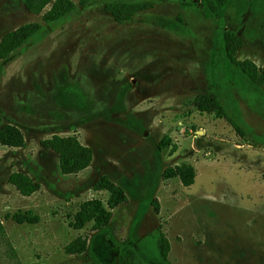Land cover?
<instances>
[{
    "label": "rangeland",
    "instance_id": "obj_1",
    "mask_svg": "<svg viewBox=\"0 0 264 264\" xmlns=\"http://www.w3.org/2000/svg\"><path fill=\"white\" fill-rule=\"evenodd\" d=\"M72 1V12L45 24L21 0H0V37L26 23L41 25L0 60V116L24 140L21 148L0 145V224L21 264H115L124 246L161 264L158 226L171 264H264V88L237 74V85L222 89L214 67L226 28L242 38L237 58L264 68V0H229L209 20L201 2L182 9L174 0H153V8L121 22L101 0ZM207 92L241 134L193 107L194 97ZM53 134L75 135L91 148L90 166L61 175L57 156L39 146ZM182 164L194 170L192 185L162 179L165 169ZM14 171L39 190L20 196L6 181ZM101 176L123 189L126 203L100 231L91 223L74 229L84 201L105 204L107 193L92 190ZM17 210H32L39 221L5 217ZM76 236L87 237L85 251L65 254ZM4 249L0 236V264H9Z\"/></svg>",
    "mask_w": 264,
    "mask_h": 264
},
{
    "label": "trees",
    "instance_id": "obj_2",
    "mask_svg": "<svg viewBox=\"0 0 264 264\" xmlns=\"http://www.w3.org/2000/svg\"><path fill=\"white\" fill-rule=\"evenodd\" d=\"M96 0H77L79 5H85ZM103 10L109 14L115 22L129 20L136 13L153 8V0H101ZM180 8L195 7L198 2L202 5V15L205 19L218 17L219 12L229 3V0H174ZM24 9L32 15H40L41 22L53 23L72 12L76 4L72 0H21ZM48 6V9L43 11ZM41 25L36 22L26 23L8 31L0 37V60H3L19 50L31 37L39 32ZM242 38L235 32L223 28L217 41V55L214 59V67L221 78L222 89L237 85V74H240L253 88H264V68H259L249 59L239 60L237 52L242 47ZM203 71L207 74L208 63H203ZM193 107L199 113H212L216 118L225 119L239 134L241 128L229 117L219 101L211 92L201 93L194 97ZM163 138L158 143L160 149L167 142ZM0 145L8 148H21L24 140L21 131L12 123H3L0 116ZM39 146L57 156V167L61 175H76L86 170L92 162V150L82 144L75 135L61 136L53 134L49 138L40 140ZM163 180L177 178L182 186L188 187L194 182V170L188 164H182L174 168H167L161 175ZM14 190L22 197H29L39 190L40 185L23 172H11L6 179ZM93 191L107 193L105 204L99 199L84 201L73 215L74 229H82L87 223H91L93 232L105 228L112 217V210L126 203V195L123 189L113 183L107 176H101L92 186ZM155 213L158 212L157 202L152 203ZM17 224H36L39 217L32 210H17L12 214H6ZM0 236L3 239L5 249L3 255L9 264H21L16 251L4 238V229L0 224ZM156 246L158 258L161 264H171L168 255L170 244L160 226L156 228ZM86 236H76L67 243L63 251L67 255H77L85 251ZM31 264H44L34 262ZM115 264H149L139 259L137 252L130 246L121 248Z\"/></svg>",
    "mask_w": 264,
    "mask_h": 264
},
{
    "label": "crops",
    "instance_id": "obj_3",
    "mask_svg": "<svg viewBox=\"0 0 264 264\" xmlns=\"http://www.w3.org/2000/svg\"><path fill=\"white\" fill-rule=\"evenodd\" d=\"M25 174V173H24Z\"/></svg>",
    "mask_w": 264,
    "mask_h": 264
}]
</instances>
